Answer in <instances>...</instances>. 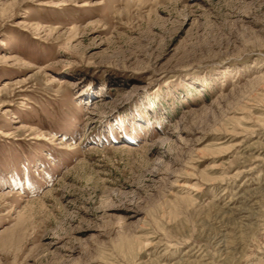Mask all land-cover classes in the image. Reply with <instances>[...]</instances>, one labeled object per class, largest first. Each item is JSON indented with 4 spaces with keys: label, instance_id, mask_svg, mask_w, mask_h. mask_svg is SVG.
Instances as JSON below:
<instances>
[{
    "label": "rangeland",
    "instance_id": "374dc122",
    "mask_svg": "<svg viewBox=\"0 0 264 264\" xmlns=\"http://www.w3.org/2000/svg\"><path fill=\"white\" fill-rule=\"evenodd\" d=\"M0 264H264V0H0Z\"/></svg>",
    "mask_w": 264,
    "mask_h": 264
}]
</instances>
